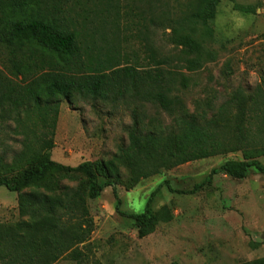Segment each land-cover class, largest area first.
<instances>
[{"label":"rangeland","instance_id":"374dc122","mask_svg":"<svg viewBox=\"0 0 264 264\" xmlns=\"http://www.w3.org/2000/svg\"><path fill=\"white\" fill-rule=\"evenodd\" d=\"M192 3L194 0H46L41 6L42 12L48 7L74 30L83 59L116 52L121 63L140 68L156 66L152 55L155 61L165 60L161 66L178 74L173 95L180 104L173 112L135 98L112 103L74 95L51 102L52 110L43 114L47 122L42 124L30 110L32 105L28 109L0 106V162L4 164H11L15 155L28 148L63 165L90 161L101 169L120 147L129 145L135 121L141 129L160 125L171 130L184 113L212 123L218 139L228 142V149L221 153L163 169L134 186L127 166L118 162L119 211L109 186L98 197L87 198L94 227L79 248L87 254L89 264H238L264 258V173L250 169L242 179L217 173L209 184L190 192L212 168L225 162L256 159L264 165V0H221L212 18L184 23L180 19ZM174 27L190 34L205 52L201 66L193 71L185 66L190 55L170 40ZM48 57L37 53L24 62L35 63L36 70ZM12 58L10 50L0 46V71L20 82V76L10 72ZM182 78L184 86L179 83ZM239 123L245 126L247 138L236 145ZM44 139L47 145L41 143ZM83 179L78 173H48L42 184H31L20 192L1 186L0 223L22 219L20 193L31 189L55 193ZM51 184L57 185L50 188ZM159 184L150 205V228L139 236L129 214L141 213ZM53 264L75 262L62 256Z\"/></svg>","mask_w":264,"mask_h":264},{"label":"trees","instance_id":"16d2710c","mask_svg":"<svg viewBox=\"0 0 264 264\" xmlns=\"http://www.w3.org/2000/svg\"><path fill=\"white\" fill-rule=\"evenodd\" d=\"M220 1L194 0L180 20L189 24L205 22L215 15ZM45 2L0 0V46L13 54L9 60L11 74L16 78L20 76V82H14L0 71V106L28 109L32 105L30 110L42 124H46L43 114L47 116L52 110L51 102L60 98L71 99L74 95L112 103L135 98L155 103L170 113L180 104L179 98L173 95L178 74L161 66L165 60L155 61L152 55L156 66L140 68L135 64L121 63L116 52L104 58L86 56L83 59L74 30L56 18L48 7L44 6L47 11L42 12L41 6ZM29 6L31 12L26 13ZM50 8L56 9L55 5ZM170 36L172 43L190 55L185 58L186 68L193 71L200 67L205 56L200 43L190 34L182 33L179 27H174ZM37 53L49 56V59L33 70L36 64L24 62V59L31 60ZM185 81L182 78L179 83L184 86ZM135 122L129 132V145L120 147L101 169L90 161L76 166L63 165L49 159L43 152L28 148L15 155L11 164L0 162V169L5 170L0 173V187L11 192L40 184L48 173L84 176L77 185L65 186L55 193L31 189L18 195V211L22 219L10 224L0 223V264H53L62 256L69 257L75 264H89L87 254L79 248L89 240L94 227L87 198L98 197L101 190L109 186L115 198V209L119 211L118 162L127 166L130 185L134 186L141 178L196 158L221 153L229 147L228 142L218 139L212 123H202L192 114L179 115L171 130H164L160 125L145 130ZM244 130L245 126L239 123L236 145L247 138ZM41 143L47 145L48 140ZM250 169L264 173V165L256 159L225 162L212 168L190 192L209 184L214 174L242 179ZM101 175L105 179L100 178ZM161 185L150 193L141 213L129 214L139 236L145 235L150 228L151 201ZM238 264H264V258Z\"/></svg>","mask_w":264,"mask_h":264}]
</instances>
